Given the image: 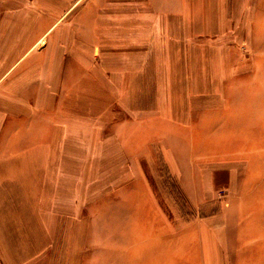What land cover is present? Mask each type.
Instances as JSON below:
<instances>
[{
    "label": "crops",
    "instance_id": "crops-1",
    "mask_svg": "<svg viewBox=\"0 0 264 264\" xmlns=\"http://www.w3.org/2000/svg\"><path fill=\"white\" fill-rule=\"evenodd\" d=\"M230 17L257 54L264 0H0V264H264V66L233 76ZM145 166L225 197L165 220Z\"/></svg>",
    "mask_w": 264,
    "mask_h": 264
},
{
    "label": "rangeland",
    "instance_id": "rangeland-1",
    "mask_svg": "<svg viewBox=\"0 0 264 264\" xmlns=\"http://www.w3.org/2000/svg\"><path fill=\"white\" fill-rule=\"evenodd\" d=\"M228 1L229 0H221V3ZM229 16H231V13H229ZM237 23L238 22H235V20L233 21L232 17H230L229 21H227V26L229 28L224 35V38L228 43H230L234 60L238 63L242 62V65H236V73L233 76H238L241 78L255 77L256 75L254 76L252 72L261 71V67L264 66V36L260 37L257 35L256 38H254L255 48H259V50L255 51L257 54L248 51L250 47H246L249 44L247 43L245 36L243 37V34L238 36L237 33H235V31H237L239 28ZM246 24H248V22H246ZM262 33L264 34V31ZM211 34V36H213V33ZM235 36H237V38H235ZM249 62H253L251 70L249 69ZM225 139L224 132L220 131L217 126L211 127L210 141L212 145L216 146L219 142L223 141V145L225 146ZM230 143H232L231 138ZM211 152L217 153V148H211ZM215 157L218 158L217 155ZM145 167L146 173L150 176L149 181H147V188H150L155 193V199L157 200L158 205L161 207L163 219L165 220H177L176 222H178V224H182L181 221L186 222L187 220L188 222H191L204 215H207L205 212L210 211L211 214H216L218 198L225 197V188H217L218 185L222 186L226 183V179L223 178L227 175L225 171L219 176L218 179L213 181L196 179L184 182L174 179L170 180L169 177H166V179L165 176L168 175L166 174V170L163 166ZM180 167L182 168L184 166ZM110 168H113V166L98 165V172L103 173L106 169ZM190 168L191 167H188L187 170H184V172H189ZM194 170L195 171L193 173L195 174L196 178L200 176L199 174H203L204 172L202 166L200 165H195ZM153 177H161L165 179L159 180ZM118 183L119 182H115V185ZM99 187L105 188L110 186L102 185ZM205 188H214L216 197L213 199L212 197L208 198V196L204 194L207 193ZM186 189H190L194 192L192 193V197H190V195L183 196V192ZM186 192L187 191H185V193Z\"/></svg>",
    "mask_w": 264,
    "mask_h": 264
}]
</instances>
